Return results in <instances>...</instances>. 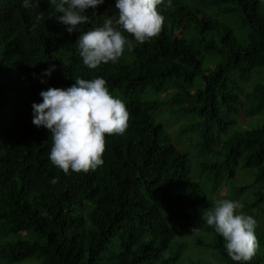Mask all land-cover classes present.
I'll use <instances>...</instances> for the list:
<instances>
[{"label": "trees", "instance_id": "1", "mask_svg": "<svg viewBox=\"0 0 264 264\" xmlns=\"http://www.w3.org/2000/svg\"><path fill=\"white\" fill-rule=\"evenodd\" d=\"M259 117L264 0H0V264H264Z\"/></svg>", "mask_w": 264, "mask_h": 264}, {"label": "rangeland", "instance_id": "2", "mask_svg": "<svg viewBox=\"0 0 264 264\" xmlns=\"http://www.w3.org/2000/svg\"><path fill=\"white\" fill-rule=\"evenodd\" d=\"M157 118L160 119L164 123L165 131L170 134L173 143H175L176 146H179L180 143L183 141L179 137V130L181 128H185L186 124L184 125L182 123V121H184V120H182V118H180L179 120L170 118V119H167L168 121H164L162 117L157 116ZM263 120L264 119L262 117H259L258 122H257V120L252 119V120H248L247 123L249 124L250 127L256 128L261 123H263ZM236 179H237V181H242L243 176H239V172H237ZM224 193H225V190H222L220 192V194H224ZM213 197H215V195H213Z\"/></svg>", "mask_w": 264, "mask_h": 264}]
</instances>
